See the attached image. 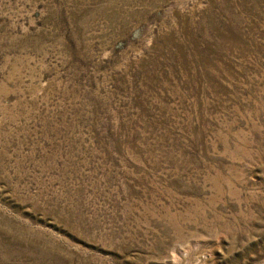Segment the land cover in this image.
I'll list each match as a JSON object with an SVG mask.
<instances>
[{
	"label": "rangeland",
	"instance_id": "1",
	"mask_svg": "<svg viewBox=\"0 0 264 264\" xmlns=\"http://www.w3.org/2000/svg\"><path fill=\"white\" fill-rule=\"evenodd\" d=\"M0 264H264V0H0Z\"/></svg>",
	"mask_w": 264,
	"mask_h": 264
}]
</instances>
